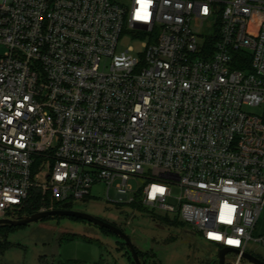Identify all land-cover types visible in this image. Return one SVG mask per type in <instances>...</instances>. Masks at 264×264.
<instances>
[{
  "label": "built area",
  "instance_id": "obj_1",
  "mask_svg": "<svg viewBox=\"0 0 264 264\" xmlns=\"http://www.w3.org/2000/svg\"><path fill=\"white\" fill-rule=\"evenodd\" d=\"M0 46V219L104 184L231 264L264 247V0H0Z\"/></svg>",
  "mask_w": 264,
  "mask_h": 264
},
{
  "label": "rangeland",
  "instance_id": "obj_2",
  "mask_svg": "<svg viewBox=\"0 0 264 264\" xmlns=\"http://www.w3.org/2000/svg\"><path fill=\"white\" fill-rule=\"evenodd\" d=\"M143 41L124 34L117 50L120 52L132 47L138 51ZM4 52L5 49L0 46V54ZM247 111L260 113L254 108ZM47 174L48 170L42 169L40 178L44 179ZM128 184L136 191L140 181L132 178ZM105 189L104 184L93 186L88 202H74L69 209L87 213L121 229L135 249L146 253L149 264H218L220 248L206 243L189 226L168 225L159 221L158 217L175 221L172 216L148 208H115L106 201ZM109 198L115 200L113 188L110 189ZM263 231L262 216L253 235H262ZM66 234L76 235V238L59 240ZM4 239L9 245L0 254V264H134L121 238L102 232L87 222L70 218L46 219L17 227L7 231ZM247 253L264 261V247L261 244L250 242ZM234 258V254L227 253L225 264H231ZM241 264L252 263L243 259Z\"/></svg>",
  "mask_w": 264,
  "mask_h": 264
},
{
  "label": "water",
  "instance_id": "obj_3",
  "mask_svg": "<svg viewBox=\"0 0 264 264\" xmlns=\"http://www.w3.org/2000/svg\"><path fill=\"white\" fill-rule=\"evenodd\" d=\"M72 218L75 220H81L92 224L98 228L106 229L107 231L111 232L115 236L121 238L128 248L132 261L134 264H146L145 261L140 260L133 243L129 239V237L118 227L115 225L108 223L104 220L96 218L92 215H89L84 212L74 211L70 209H54L44 212H37L35 214L24 216L21 218L16 219H0V226H8V227H22L29 225L31 223H35L41 220H45L48 218ZM231 248L224 247L218 251V264H225V256L227 253H232ZM243 258L249 261L252 264H264V261L260 260L259 258L252 256L250 254H244Z\"/></svg>",
  "mask_w": 264,
  "mask_h": 264
},
{
  "label": "trees",
  "instance_id": "obj_4",
  "mask_svg": "<svg viewBox=\"0 0 264 264\" xmlns=\"http://www.w3.org/2000/svg\"><path fill=\"white\" fill-rule=\"evenodd\" d=\"M40 201H41V199H40L39 195H35L32 198H30L28 200L26 206L19 212L20 214L18 215V217L21 218V217H24V216H29V215L37 213L39 211V209H40V206H41ZM131 206L132 207H136V208H143V209L147 210V208L141 207V206H139L136 203H134ZM56 209H69V205H63V206L57 205ZM152 217H153V219H155L153 215H152ZM48 219H59V218L54 217V218H48ZM70 219H72V218H70ZM158 219H159V221H163L164 223H166L168 225H172V224H180V225H182V223H180V222H178L176 220L175 221H170L166 217H158ZM72 220H75V219H72ZM15 228H17V227L0 226V254H2L3 250L9 245L4 239L5 233L7 231L13 230ZM96 228H98V227H96ZM98 229L100 231H102V232L112 234L111 232L107 231L106 229H101V228H98ZM75 238H76V235L66 234V235L61 236L59 238V240H64V239L65 240H72V239H75ZM135 250H136L140 260H143V261H145L146 264H149L148 263V258L146 257V253H142L138 249H135ZM151 264H155V263H151Z\"/></svg>",
  "mask_w": 264,
  "mask_h": 264
}]
</instances>
